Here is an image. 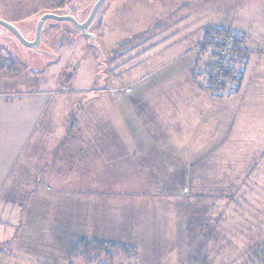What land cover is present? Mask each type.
<instances>
[{
    "label": "crops",
    "instance_id": "crops-1",
    "mask_svg": "<svg viewBox=\"0 0 264 264\" xmlns=\"http://www.w3.org/2000/svg\"><path fill=\"white\" fill-rule=\"evenodd\" d=\"M263 1L241 0L236 22L229 27L217 24L242 37L243 58L236 65L243 80L233 91L236 95L215 96L216 110L206 111L199 121L185 113L183 105L176 106L173 126L181 128V135L158 134L159 127L154 135L136 134L134 123L125 124L121 118L122 134L109 130L111 124L102 129L101 121H108L104 115L112 118L115 104L110 103L111 111L103 110L96 90L46 85L0 89V264H45L40 260L49 253L40 245L54 253L57 240L81 239L86 231L102 237L125 231L127 238L149 237L153 246H164L157 242L161 235L157 239V234H149L162 227L148 210L154 201L164 204L160 195L197 198L180 203L181 210H191L189 219L184 217L190 222V241L171 249L175 261L176 256L201 255L200 248L207 254L212 244L203 240H212L210 236L220 239L221 253H229L231 232L226 225L231 223L239 224L238 240L261 244ZM198 79L194 90L205 94V75ZM2 80L14 81L8 75ZM144 184L148 189L143 192L136 187ZM205 199L200 202L203 213L197 208Z\"/></svg>",
    "mask_w": 264,
    "mask_h": 264
},
{
    "label": "rangeland",
    "instance_id": "rangeland-1",
    "mask_svg": "<svg viewBox=\"0 0 264 264\" xmlns=\"http://www.w3.org/2000/svg\"><path fill=\"white\" fill-rule=\"evenodd\" d=\"M96 1L0 0V20L14 25L31 41L43 14L71 15L82 22L86 11H91ZM245 1L253 3L257 0ZM240 3L241 0H105L84 32L68 22H48L42 30L41 42L35 48L22 45L1 28L0 57L6 58L5 64L14 62V65L0 71V78L11 76L14 84L2 80L0 89H32L46 85L54 89L96 90L103 101V110L111 111L110 103L115 104L111 111L113 117L104 115L108 121H101L102 129L111 124L108 129H118L119 133L124 125L118 120L121 118L125 124L134 123L132 128L136 134L154 135L159 127L158 134L181 135V128L177 124L173 126L174 115L178 113L176 106L183 105L187 109L185 113L192 114L195 121L203 119L202 114L206 111L217 108L214 94L219 88L213 84V88L216 87L212 90L214 93L209 92L207 77L210 69H216L218 56L215 53L218 51L214 44L218 38L212 35L213 38L207 40L205 32H211L215 26L223 28L217 24L229 27L236 22ZM89 36L96 37L100 53L90 45ZM236 67L240 70V66ZM196 70L199 76L205 75V94H196L194 90L196 82L200 83L198 77L193 76ZM235 86L230 82L222 90L229 91ZM234 92L227 95H236ZM87 98L90 97L87 95ZM136 187L142 192L148 189L146 184ZM160 198L164 204L154 201L148 210L152 213L149 216L157 218L158 226L162 224V227L149 234L152 237L157 234V239L161 235L157 242H163L164 246H153L149 237L131 235L127 238L125 231H117L114 237L108 233L110 238L86 231L81 239L57 240L54 253H50L46 244L40 245L41 251L49 253V257L41 255L40 261L45 260V264H226L228 258L230 264H264V253H261L264 236L259 240L262 241L259 252L260 248L252 246L248 239L238 240L237 223L226 225L231 232L229 253L225 249L221 253L220 239L210 236L212 240H203L212 244L207 254L202 255L200 248L201 255L191 259L176 256L179 259L176 262L174 254H170L171 249L178 248L176 245L180 242L188 244L190 241V222L186 218L189 219L191 210L189 213V209L181 210L180 203H191L197 198L194 194L170 199L160 195ZM202 201L206 199L199 200L197 209L204 213ZM73 240L76 243L69 251ZM253 248L259 253H254Z\"/></svg>",
    "mask_w": 264,
    "mask_h": 264
},
{
    "label": "trees",
    "instance_id": "trees-1",
    "mask_svg": "<svg viewBox=\"0 0 264 264\" xmlns=\"http://www.w3.org/2000/svg\"><path fill=\"white\" fill-rule=\"evenodd\" d=\"M212 35H215L218 38V40L216 39L218 42H216L214 44L215 48H216V50H215L216 52H217V49H218L217 47H218V44L220 43V40L224 39L227 36L232 38V41H231L232 42V48H231V52L229 54L228 64L220 73H217L215 70L210 69L209 75L207 77V85H208L207 90L211 93H214L212 90H214L216 87L213 88V84L216 86L218 85L219 90L215 89V90H217L218 93L217 94L215 93L214 95L217 97H221L223 95L231 94L233 91L238 90L240 88L241 83H242L243 73H242V71H240L238 69V67H236V64L239 60H241V54H242L241 51H242L243 40L239 34L230 33L226 30L214 29V30H211V32H208V31L205 32V38H207V40L210 37L213 38ZM215 54H217V53H215ZM5 60H6V58H2V56L0 57V70L11 69L13 67L14 62H11V63L7 62V64H5L4 63ZM195 76L198 77L199 75L196 74ZM230 82H233L236 84L235 88H233L232 90H229V91L226 89L222 90V88H224V86H226ZM75 243H76V241H74V240L71 242L69 251H71V249L75 245ZM261 246H262V244L256 245V247H258L257 249H259ZM262 247H264V245ZM253 252L259 253V252H261V248H260L259 252L256 250V248H253ZM261 253H264V248H263Z\"/></svg>",
    "mask_w": 264,
    "mask_h": 264
},
{
    "label": "water",
    "instance_id": "water-1",
    "mask_svg": "<svg viewBox=\"0 0 264 264\" xmlns=\"http://www.w3.org/2000/svg\"><path fill=\"white\" fill-rule=\"evenodd\" d=\"M105 0H97L91 11H86L85 15L86 17L82 22L77 21L73 16L71 15H58L55 13H46L41 16L39 19L36 29H35V34H34V39L29 41L27 40L22 33L12 24L0 20V27L4 28L5 30L10 31L15 38L24 46L29 47V48H35L37 47L40 42H41V34L42 30L45 26H48V22H68L73 28L80 30L81 32H84L94 21L95 16L101 9V6ZM88 14V15H87ZM53 25V24H51ZM90 39V45L93 46L98 50V52H101L100 46L97 45L96 43V37L95 36H89ZM54 63V61L52 62Z\"/></svg>",
    "mask_w": 264,
    "mask_h": 264
},
{
    "label": "built area",
    "instance_id": "built-area-1",
    "mask_svg": "<svg viewBox=\"0 0 264 264\" xmlns=\"http://www.w3.org/2000/svg\"><path fill=\"white\" fill-rule=\"evenodd\" d=\"M232 38L227 36L224 39L220 40V43L218 44V53L216 58V69L215 71L217 73L222 72L223 68L227 65L229 54L231 52L232 48Z\"/></svg>",
    "mask_w": 264,
    "mask_h": 264
},
{
    "label": "flooded vegetation",
    "instance_id": "flooded-vegetation-1",
    "mask_svg": "<svg viewBox=\"0 0 264 264\" xmlns=\"http://www.w3.org/2000/svg\"><path fill=\"white\" fill-rule=\"evenodd\" d=\"M1 28L2 27H0V30H1ZM4 29V28H3ZM9 34H11L14 38H15V36L10 32V31H8V30H6ZM16 39V38H15ZM17 40V39H16ZM3 70H5V69H3ZM0 71H2V70H0Z\"/></svg>",
    "mask_w": 264,
    "mask_h": 264
}]
</instances>
